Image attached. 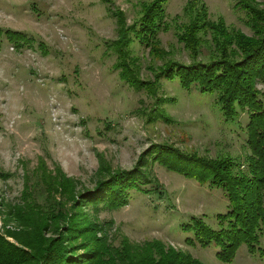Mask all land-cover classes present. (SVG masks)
Returning a JSON list of instances; mask_svg holds the SVG:
<instances>
[{"label": "rangeland", "instance_id": "374dc122", "mask_svg": "<svg viewBox=\"0 0 264 264\" xmlns=\"http://www.w3.org/2000/svg\"><path fill=\"white\" fill-rule=\"evenodd\" d=\"M186 1L167 0L171 28L158 34L166 59L181 63L190 58L177 42L173 19L187 20L182 17ZM202 1L210 18L223 17L229 28L252 34L234 0ZM256 1L264 8V0ZM151 2L0 0V202L15 208L32 200L47 208L56 201L69 209L68 194L90 191L110 173L137 166L152 181L144 187L147 192H132L116 210H88L91 219L109 224L104 229L115 245L116 236L135 244L159 240L203 264H264V256L248 253L245 245L231 262L222 263L214 247L184 242L189 235L181 225L200 217L217 228L216 216L227 210V200L220 189L168 171L148 152L162 146L209 158L229 155L243 170L250 152L248 117L240 112L236 121H225L213 96L195 88L185 91L176 80L161 79L156 94L149 96L120 79L110 47L117 39L112 14L121 10L131 24L142 5ZM8 30L24 35L22 46L8 41ZM130 51L140 78L155 82L152 64L160 66L161 60H153L136 40ZM17 221L1 215L0 233L19 232L23 228Z\"/></svg>", "mask_w": 264, "mask_h": 264}, {"label": "trees", "instance_id": "16d2710c", "mask_svg": "<svg viewBox=\"0 0 264 264\" xmlns=\"http://www.w3.org/2000/svg\"><path fill=\"white\" fill-rule=\"evenodd\" d=\"M234 1L245 13L251 35L229 28L223 17L210 18L202 0L185 2L182 17L187 20L178 23L181 16H176L173 23L177 42L188 51L189 63L166 59L159 46L158 34L168 31L172 23L166 20L167 0L143 4L131 24L121 10H115L117 39L110 46L115 55L113 67L129 87L145 89L154 96L161 79L176 80L185 91L195 88L213 96L214 105L227 122L236 121L240 112L247 114L245 137L250 152L243 170L229 155L209 158L162 146L148 152L168 171L223 192L228 204L227 210L216 216L217 228L200 217H191L181 225L182 232L189 235L184 240L188 246L214 247L215 257L222 263L231 262L242 245L248 253L264 256L260 247L264 242V8L256 0ZM4 33L16 47L23 45L22 33ZM1 34L0 29V39ZM134 40L149 50L153 60H161L160 66L152 64L155 82L140 78L130 51ZM40 161L41 172L48 178ZM146 183L152 181L135 166L110 173L90 191L74 197L68 194L69 209L56 201L47 208L32 200L15 208L0 202V216L14 217L23 228L0 233V264H203L188 252L167 247L159 240L135 244L126 236H116L115 245L104 229L109 224L89 217L90 208L123 207L132 192H147Z\"/></svg>", "mask_w": 264, "mask_h": 264}]
</instances>
